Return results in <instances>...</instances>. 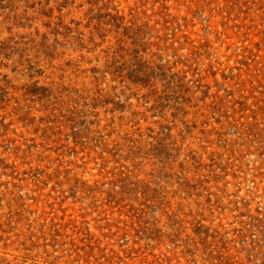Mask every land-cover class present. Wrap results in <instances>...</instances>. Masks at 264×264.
<instances>
[{
    "label": "rangeland",
    "instance_id": "obj_1",
    "mask_svg": "<svg viewBox=\"0 0 264 264\" xmlns=\"http://www.w3.org/2000/svg\"><path fill=\"white\" fill-rule=\"evenodd\" d=\"M0 264H264V0H0Z\"/></svg>",
    "mask_w": 264,
    "mask_h": 264
}]
</instances>
